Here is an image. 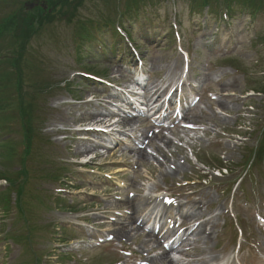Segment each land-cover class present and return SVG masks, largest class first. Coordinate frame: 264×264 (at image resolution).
I'll return each instance as SVG.
<instances>
[{
    "label": "rangeland",
    "instance_id": "1",
    "mask_svg": "<svg viewBox=\"0 0 264 264\" xmlns=\"http://www.w3.org/2000/svg\"><path fill=\"white\" fill-rule=\"evenodd\" d=\"M25 1H16V8V2L2 6L0 17L9 13L12 25L33 28L39 8L24 16L17 8ZM124 2L82 0L72 16L53 7L52 22L30 39L28 52L15 66L23 75V107L28 95L37 107V138L29 157L24 142L28 133L19 126L17 97L12 99L17 81L1 72L12 70L10 61H0V178L6 183L0 180V264H135L145 258L168 264L159 262L158 250L143 251L146 238L138 230L120 240L96 239H104L112 227L129 226L127 200L159 197V207L164 193L182 202L180 215L198 210L208 220L204 233L188 234L189 249L173 255L178 257L175 264H264V228L256 220L264 216V94L251 91L264 93V2L255 18L240 13L229 24L206 11L191 12L187 0L141 3L120 18L133 21L131 37L140 64L131 58L121 62L123 45L118 43L115 50L120 53L110 55L111 44L123 40L105 24L124 11ZM80 21H93L94 28H88L103 39L105 55L92 39L83 40L89 53L81 51L76 35ZM140 69L146 86L182 81L183 94L200 96L188 113L192 124L187 122L197 129L156 134L151 128L150 156L144 159L133 152V139L145 125L141 122L104 139L83 130L100 118L108 123L112 111L121 113L116 105H124L119 90L127 88L131 73ZM83 72L117 87L96 84L82 77ZM238 123L251 128L243 143L230 134ZM252 151L256 158L248 170ZM193 155L209 158L211 164L221 158L228 171L221 175L203 168ZM174 164L178 169L173 170ZM159 211L166 219L171 210ZM127 249L131 256L123 253Z\"/></svg>",
    "mask_w": 264,
    "mask_h": 264
},
{
    "label": "bare ground",
    "instance_id": "2",
    "mask_svg": "<svg viewBox=\"0 0 264 264\" xmlns=\"http://www.w3.org/2000/svg\"><path fill=\"white\" fill-rule=\"evenodd\" d=\"M153 89V90H152ZM148 90H152V95H151V98H149L148 99V101H150L151 99H152V97H154L153 99H152V102L155 104L158 100H159V97H160V94L164 91V90H161V91H159V89H158V87L155 85V84H152V86L150 87V89H148ZM150 91H148V92H150ZM119 123H120V121H118ZM122 122L123 123H132V122H134L133 120H124V118L122 119ZM118 123V124H119ZM161 138L162 139H164L163 138V136H161ZM169 141L168 140H166V144L167 145H169ZM136 154L140 157V158H142V159H144L145 157H148L149 156V154L144 150V149H139V150H137L136 151ZM164 160L166 161V158H164ZM175 165V164H174ZM177 165H175V167H174V169L173 170H176V169H178L177 167H176ZM148 202V199L147 198H138V199H136V200H131V201H127V203H126V206H127V208L129 209V210H131L133 213H135L136 212V210H137V208L138 207H140V206H142V205H144L145 203H147ZM166 205V208H170V207H173V208H178V207H180L181 206V204L180 203H167V204H165ZM148 213H151V210L148 212ZM127 219L128 220H126V222H128V224H129V226H125V225H120V226H116L115 227V229L112 227V230H111V232L113 233V235L115 236V237H117V238H120V237H124V236H126V237H129L130 236V233L132 232V231H137L138 229H139V226H141L142 224L140 223V222H138L137 220H136V218H134V217H127ZM193 220V222H194V225L192 226V232H194L195 233V235H200L201 233H204V231H203V227L207 224V222H208V220H203V213L200 211H198L197 210V212H195L194 214H190V215H187V216H185L184 218H183V220L181 221V227L183 228V229H187L188 227H189V223H188V221H190V220ZM197 219H201V220H198L197 222H196V220ZM114 224V223H113ZM135 224V226H133ZM146 237V239H145V241H147V242H145V243H143V246H147V244L148 243H154L155 244V249H158L159 247H161L162 245H161V242L157 239V238H154V237H150L149 235L147 236H145ZM208 234H205V235H203V239H208ZM116 239V238H115ZM158 260H159V262L160 263H162V262H168V264H175V261H173V259H169L168 258V256H167V250H165V251H162L160 254H159V258H158ZM149 261H151V263H153L152 262V260L150 259Z\"/></svg>",
    "mask_w": 264,
    "mask_h": 264
},
{
    "label": "trees",
    "instance_id": "3",
    "mask_svg": "<svg viewBox=\"0 0 264 264\" xmlns=\"http://www.w3.org/2000/svg\"><path fill=\"white\" fill-rule=\"evenodd\" d=\"M47 3L51 4L53 3V0H46ZM262 1L264 2V0H191L192 3H196L200 6H203V5H208L209 7H214V6H222V7H225L227 8L228 10L230 9V7L235 3V2H238V3H241V4H244L247 8L249 9H252V10H259L260 9V6L262 4ZM62 3L63 4H68V0H62ZM22 15L26 16L28 13L26 11H23L21 12ZM50 18V16H48V14H45V13H40L38 15V18L39 20H48ZM3 21L0 26H1V29H4L5 30V27H4V24L6 25H9L11 24V20H13V18H3ZM28 20H31L29 17H28ZM36 30L33 29L32 31V28L29 27L28 25V30L23 26H20V24L16 25L15 27V30L13 32V36L15 37L16 35H20L21 38L25 39V40H28L30 36H32ZM17 37V36H16ZM25 45V42L22 43V48L24 47Z\"/></svg>",
    "mask_w": 264,
    "mask_h": 264
}]
</instances>
